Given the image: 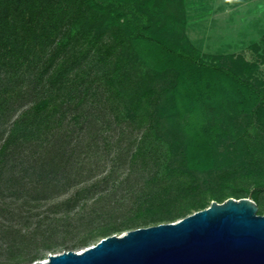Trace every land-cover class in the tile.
Here are the masks:
<instances>
[{
    "label": "trees",
    "instance_id": "obj_1",
    "mask_svg": "<svg viewBox=\"0 0 264 264\" xmlns=\"http://www.w3.org/2000/svg\"><path fill=\"white\" fill-rule=\"evenodd\" d=\"M183 5L0 0V264L42 259L31 249L57 238L74 237L63 250H75L176 221L213 200L264 202V91L201 58L180 30ZM226 90L245 111L235 141L247 160L210 180L202 111ZM186 113L188 140L172 124ZM64 193L50 205L61 214L40 215Z\"/></svg>",
    "mask_w": 264,
    "mask_h": 264
},
{
    "label": "water",
    "instance_id": "obj_2",
    "mask_svg": "<svg viewBox=\"0 0 264 264\" xmlns=\"http://www.w3.org/2000/svg\"><path fill=\"white\" fill-rule=\"evenodd\" d=\"M29 264H264V211L247 197L211 201L176 221L137 227Z\"/></svg>",
    "mask_w": 264,
    "mask_h": 264
},
{
    "label": "rangeland",
    "instance_id": "obj_3",
    "mask_svg": "<svg viewBox=\"0 0 264 264\" xmlns=\"http://www.w3.org/2000/svg\"><path fill=\"white\" fill-rule=\"evenodd\" d=\"M178 1V0H174ZM183 0L182 13L180 14L183 19V25L181 29L183 34L187 37L188 41L198 49L204 56L201 58L206 60L216 61L220 64L233 68L235 71L241 74L243 79L248 80L253 84L256 89L264 91V35H256V40L250 43L249 38L245 36V32L237 34L236 37V48L233 52H222L219 48L223 42H229V28L232 26L230 23V10L232 8L231 3L233 0ZM213 5L208 6V4ZM176 4V3H175ZM174 3L170 4V12H177ZM219 4V5H218ZM178 14V12H177ZM240 28H245V24L237 23ZM163 36L173 38L174 32L163 31ZM173 36V37H172ZM179 38V36H176ZM229 51V50H225ZM213 56V58L211 57ZM225 90V89H224ZM236 93L234 91L228 92L227 90L221 94H217L216 102L218 107L216 111H212L210 115L202 111L201 122H205L208 127V133H212L210 139V147L213 152V161L211 173L203 172V177H212L216 175L219 169L227 166H236L238 164L245 163L247 160L245 152L241 147L237 146L235 141V132L239 126L242 125V117L244 113L242 109L237 108ZM233 98V99H232ZM206 112V111H205ZM213 115V116H212ZM176 115L172 119V124L178 123L177 130L184 136V140H188L191 136L190 130H181V124L186 122L188 114L181 117ZM211 117L209 119V117ZM181 130V131H180ZM235 146H237L235 148ZM211 180V179H210ZM250 190L252 185H249ZM67 193L53 199L46 204L42 205L38 212L40 215L48 214V216H57L62 213V208H58L53 211L54 206L52 204L60 202L65 198ZM216 201V200H215ZM258 204L262 205L264 202L257 199ZM258 207L260 208V206ZM52 209V210H51ZM71 212V210H70ZM125 230L117 232L121 234ZM101 236H97L95 239L89 242V245L94 244L98 241ZM75 238L66 239L62 241L60 238L53 243L51 248L36 247L32 248L30 253L38 252L41 254L42 259H46L48 254L57 253L63 251L66 246H70L74 242ZM62 241V242H61ZM64 243V244H62ZM82 249V247L76 248L75 250ZM38 259V260H42ZM28 264V263H22Z\"/></svg>",
    "mask_w": 264,
    "mask_h": 264
},
{
    "label": "crops",
    "instance_id": "obj_4",
    "mask_svg": "<svg viewBox=\"0 0 264 264\" xmlns=\"http://www.w3.org/2000/svg\"><path fill=\"white\" fill-rule=\"evenodd\" d=\"M213 2L208 6H212ZM231 6L229 21L232 26L228 32L229 42H223L218 48L224 53L235 51L237 38L234 36L239 29H242L239 30V33L245 32L250 43L256 40L254 39L256 35H264V0H233ZM237 23L245 24V28H240ZM241 37L243 38V36ZM241 37L237 40H240Z\"/></svg>",
    "mask_w": 264,
    "mask_h": 264
}]
</instances>
